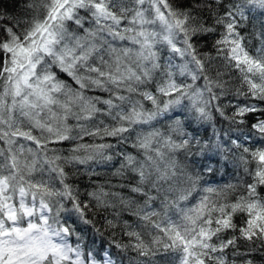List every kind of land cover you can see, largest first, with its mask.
Segmentation results:
<instances>
[{
  "label": "snow or ice",
  "instance_id": "6c2138e0",
  "mask_svg": "<svg viewBox=\"0 0 264 264\" xmlns=\"http://www.w3.org/2000/svg\"><path fill=\"white\" fill-rule=\"evenodd\" d=\"M146 3L154 10V18L146 16L149 11L143 7ZM254 7L264 10V0H24V10L30 18L17 19L14 24L5 26L6 38L0 40V52L5 56L0 67V142L3 144L0 146V264H96L91 253L85 255L79 244L69 243L68 237L74 230L61 224V208L58 207L52 216L48 213L53 211L54 198L59 197L71 201L73 209L84 216L87 205L79 202L73 187L66 182L69 173L65 168L93 160L97 163L111 161L113 156L105 155V150L115 145L78 144L68 156L58 154L55 149L49 150L47 145L80 139L84 135L116 137L118 144L123 143L129 139L124 134H131L133 125L149 124L170 105L179 103L180 97H177L161 108L156 96L143 89L152 80L154 70L162 67L158 63V53L154 51L157 43L167 44L172 52L182 57H190L180 67V74L187 73L195 81L204 74L205 65L198 58L192 37L215 31L206 23L208 19L214 20L215 25L225 28V34L217 44L231 46L229 58L236 61L235 66L244 74L249 92L264 101V47L257 49L255 56L249 55L243 46L244 37L237 31ZM157 21L162 25V33L145 28ZM69 22L83 34L70 31ZM85 24L89 26L85 27ZM180 34H183V48L176 46ZM121 41H128L138 48L118 47L117 42ZM169 64L171 66V62ZM190 64L195 68H189ZM55 68L67 73L79 87L74 89L58 79ZM166 75L167 80L157 87L159 93L187 95L186 89L191 85H178L171 72ZM204 79L208 80V77L204 76ZM94 88L109 93V97L86 95V90ZM206 88L212 92L211 87ZM124 92L129 95L122 94ZM132 94L150 100L156 110H146ZM201 96L200 91L189 96L193 107ZM216 98L213 95L212 99ZM207 103L204 102L205 106ZM98 104L107 108L97 107ZM256 110L255 105L244 106L236 115ZM196 111L206 119L211 118L206 107H196ZM101 113L115 123L105 125L103 129L95 123L92 127L79 123L94 121ZM69 118L78 123L75 126L68 124ZM252 127L264 134V120ZM74 128L79 130L76 135L72 134ZM33 130L40 134L33 135ZM172 131L184 135L178 121ZM159 135L157 130L138 133L134 147L144 150V159L137 160L130 153H117L123 160L113 173L121 178H127L126 172L136 174L135 183L120 184L119 187H128L130 193L144 197L145 207L156 198L151 195L152 190L159 193L161 182L176 174L162 170L148 154L154 138ZM21 139L32 142L35 147L20 143ZM188 144L189 140L183 139L180 143L172 142L170 147L186 149ZM49 151L53 155L49 156ZM155 151L161 155L159 150ZM80 152L85 154L77 155ZM244 152L249 149L245 148ZM251 155L258 163L255 171L249 173L253 175L254 183L246 186L247 198L241 196L236 203L217 205L204 195L195 207L183 212L179 221H173L165 214L160 223L151 220L156 212H144L141 208L136 214L143 213L141 219L152 222V226L163 233V238H153L152 244L160 245L153 249L139 233L129 232L128 235L137 241L132 247L146 257L155 256L161 250L176 252L178 264H236L235 260L228 259L226 249H235L233 256L245 255L236 247L238 239L249 242V252L264 248V201L257 193V186L264 185V149ZM197 180L198 177L188 176L191 187L183 190L180 200H187L196 191ZM56 181L62 189L55 186ZM168 191H172L171 186ZM204 191L213 193L215 189ZM90 195L97 207L113 206L105 199L109 195L126 207L136 203L131 197L105 192L103 187ZM55 203L59 205L60 201ZM237 211L247 213L246 227L240 228L239 237L233 235L224 239L220 235L222 232L236 229L232 216ZM213 213L219 215L213 216ZM257 241V247L252 248ZM104 264L113 262L109 258ZM246 264H252V261L248 260Z\"/></svg>",
  "mask_w": 264,
  "mask_h": 264
},
{
  "label": "trees",
  "instance_id": "16d2710c",
  "mask_svg": "<svg viewBox=\"0 0 264 264\" xmlns=\"http://www.w3.org/2000/svg\"><path fill=\"white\" fill-rule=\"evenodd\" d=\"M0 14L3 16L0 19V40L6 38L5 26L14 24L17 19L30 18L25 13L24 0H0ZM83 14V10H81V15ZM247 16V20L240 25L237 31L244 37L243 46L245 50L249 52V55L255 56L256 50L264 47V35H262L264 34V10L254 7L247 13ZM206 23L213 26L215 31L194 36L191 41L197 50L198 58L205 65L204 74L195 81L187 73L180 74V67L190 57H182L173 52V57L167 59L166 57L169 55L167 44H162L164 50L158 44L154 47V51L158 53V63L162 67L154 70L152 80L143 86V89L156 96L161 108L169 100H174L177 97H180L179 103L170 105L167 111L149 124L133 125L131 134H124L129 136V139L123 143L118 144L116 137L105 136L101 138V136L84 135L80 139L47 145L49 150L55 149L62 156H68L71 149L78 144L107 143L115 145L114 148L105 150V155L113 156L111 161L97 163L93 160L85 165L77 164L65 168V171L69 173L66 182L73 187L74 195L78 197L79 202L82 205H87L84 209V216L81 217L73 209L71 201L59 197L54 198L53 211L48 213L49 216H52L58 207L61 208L59 216L61 224L74 230L73 234L68 237L69 243L73 246L79 244L85 255L91 253L96 264H104V261L109 258L113 264H178L176 252L165 253L161 250L155 256L151 254L147 257L139 255L132 247L137 243L136 238L128 235V233H139L146 244H149L153 249H158L160 245L152 244V240L154 237L163 238V233L154 228L152 222L160 223L164 220L165 214L173 221H179L183 212L195 207L204 195H208L210 200L217 205L236 203L241 196L247 198L246 186L254 183L253 175L249 173L255 171L258 161L253 160L251 153L264 149V134H261L258 129H254L252 125L259 120H264V111H261V109H264V101L253 97L249 92V85L243 80L244 74L235 66L236 61L229 58L231 46L217 44V41L223 38L225 28L215 25L212 19H208ZM88 26V24H85V27ZM14 30L18 31V29ZM69 30L83 34L71 22H69ZM182 37L183 34L177 37V47H185ZM117 46L138 48V46L131 45L128 41L117 42ZM4 59L3 52H0V67L3 66ZM169 62H171V66ZM189 68L194 69L195 65L190 64ZM54 71L57 73L58 79L65 81L72 88L77 89L79 87L67 73L61 72L58 68H55ZM167 72L172 73V79L178 85H191L190 88L186 89L187 95L181 96L180 93H172L165 96L157 91L158 85L167 80ZM204 76H207L208 80H205ZM253 79L256 78L253 77ZM208 81H211V83H208ZM206 86L211 87L212 92H208ZM197 91H200L202 96L196 107H206L210 119L202 117L189 99V96ZM122 94L129 95L126 92ZM86 95L99 96L102 99L109 97V93L95 88L86 90ZM213 95L217 98L212 99ZM132 98L139 100L146 110H156V106L150 100L143 99L138 94H132ZM60 99L63 100L64 97L60 96ZM205 101L208 102L206 106ZM117 103L119 102L117 101ZM251 105L256 106L257 110L255 112H248L242 116L236 115L240 107ZM97 107L107 108L106 105L100 104ZM53 108L59 111L56 106H53ZM101 121H103L102 124ZM177 121L184 135L172 131L177 127ZM67 123L75 126L78 122L73 118H69ZM79 123L86 124L88 127H92L95 123L103 129L105 125L111 126L115 122L106 114L101 113L97 114L94 121H80ZM153 130L159 131L161 135L154 138L148 154L153 156L156 164L162 170H168L169 174L172 172L176 174L170 180L161 182L162 187L159 193L152 190L151 195L156 198L149 201L147 207H145L144 197L130 193L128 187H119L120 184L135 183L136 174L126 172L127 178H121L113 175V173L120 168L123 160V156L117 155V153H130L137 160L144 159V150L134 147L136 136L138 133L146 134ZM78 131L74 128L72 134L76 135ZM183 139L189 140L186 149H173L170 147L172 142L180 143ZM31 147H35L32 142ZM245 148L249 149V152L245 153ZM155 150H159L161 155H157ZM84 154L83 152L77 153V155ZM48 155H53V152L49 151ZM241 157L244 159L242 160ZM36 175L38 178L39 173ZM189 175L198 177L196 191L187 200H180L179 196L183 190L191 187V182L188 181ZM55 186L62 189L59 181L55 182ZM169 186L172 187V191H168ZM100 187H103L105 192H116L123 197H131L136 203L131 207H126L120 204L115 197L109 195L105 199L113 206L107 208L97 207L96 201L90 193ZM207 188H213L215 192L207 193L204 191ZM257 193L258 198L264 201V185L257 186ZM57 200L60 201L59 205L55 203ZM141 208L144 212L157 213V215L152 216V222L141 219L143 213L136 214ZM226 211H230V209H226ZM218 215L219 213H213V216ZM248 219L247 213L237 211L232 216V223L236 225V229H229L220 235L224 239H228L233 235L239 237V230L246 227ZM85 221L90 222L86 223ZM109 221L112 223L110 224ZM213 242H215V237ZM258 244L259 241L252 244L251 247L256 248ZM236 247L240 252L246 254L233 256L232 253L235 249L230 247L226 249L229 260H235L236 264H246L248 260H251L252 264H264V248L249 252V242L244 239H238Z\"/></svg>",
  "mask_w": 264,
  "mask_h": 264
},
{
  "label": "rangeland",
  "instance_id": "374dc122",
  "mask_svg": "<svg viewBox=\"0 0 264 264\" xmlns=\"http://www.w3.org/2000/svg\"><path fill=\"white\" fill-rule=\"evenodd\" d=\"M143 7H146V9H149V11L146 13V16H148L150 19L154 18L155 12H154L153 9H151V6L146 3ZM145 28L147 30H149V31L155 30V31H158V32H161V33L163 32L162 25L160 24L159 21H157L155 24H152V25H145ZM157 39L159 40V37H157ZM157 44L162 48V44L163 43H157ZM162 49L163 50L165 49L164 46H163ZM168 54L169 55L166 58L167 59H171L173 57V52L171 51L170 47H169ZM165 56H166V54H165ZM33 132H35V133H33V135H36V134L39 135L40 134L38 130H34ZM45 135H47V134L45 133ZM19 142L25 144L26 146H31V142L30 141H27L28 143L26 144V142L21 139ZM1 144H2V142H0V146H1Z\"/></svg>",
  "mask_w": 264,
  "mask_h": 264
}]
</instances>
